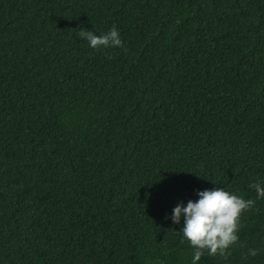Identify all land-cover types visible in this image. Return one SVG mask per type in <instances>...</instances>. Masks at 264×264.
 Masks as SVG:
<instances>
[{
  "label": "trees",
  "instance_id": "trees-1",
  "mask_svg": "<svg viewBox=\"0 0 264 264\" xmlns=\"http://www.w3.org/2000/svg\"><path fill=\"white\" fill-rule=\"evenodd\" d=\"M256 182L264 0H0V264H191L171 209L213 187L255 203L198 264H264Z\"/></svg>",
  "mask_w": 264,
  "mask_h": 264
},
{
  "label": "clouds",
  "instance_id": "clouds-1",
  "mask_svg": "<svg viewBox=\"0 0 264 264\" xmlns=\"http://www.w3.org/2000/svg\"><path fill=\"white\" fill-rule=\"evenodd\" d=\"M78 35L93 49L123 46L115 26L99 35L81 28ZM251 187L254 188L257 199L264 198V185L256 182ZM195 195L197 199L194 201L189 199L186 203L178 202L171 209L169 217L174 224L183 220L179 232L193 248L191 264H198L205 250L209 255H224L238 240L241 214L255 203L254 200L230 193L223 187L197 190ZM256 254L257 249H248V255Z\"/></svg>",
  "mask_w": 264,
  "mask_h": 264
}]
</instances>
